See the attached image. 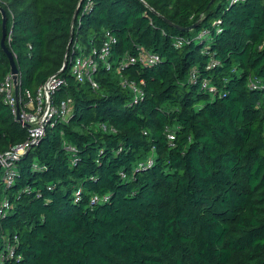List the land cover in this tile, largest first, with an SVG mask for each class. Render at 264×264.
Listing matches in <instances>:
<instances>
[{
    "label": "trees",
    "instance_id": "1",
    "mask_svg": "<svg viewBox=\"0 0 264 264\" xmlns=\"http://www.w3.org/2000/svg\"><path fill=\"white\" fill-rule=\"evenodd\" d=\"M211 1L0 0L21 91L35 94L66 64L54 103L73 108L18 162L14 186L0 185L11 201L0 264H264V0ZM161 16L200 23L178 30ZM107 31L118 43L94 90L72 68ZM2 38L0 12V86L11 72ZM140 49L161 62L120 70ZM122 77L144 82L143 102L131 105ZM27 138L0 93V153ZM8 243L15 256L2 262Z\"/></svg>",
    "mask_w": 264,
    "mask_h": 264
},
{
    "label": "built area",
    "instance_id": "2",
    "mask_svg": "<svg viewBox=\"0 0 264 264\" xmlns=\"http://www.w3.org/2000/svg\"><path fill=\"white\" fill-rule=\"evenodd\" d=\"M246 0H228L229 4L235 5L245 2ZM92 2L89 1L85 11L90 10ZM213 28L216 34L222 32L221 20H217L213 23ZM213 31L211 29H204L198 35L197 39L201 40V43H206L207 39H211ZM183 38L175 40V48H181L185 44ZM118 43L117 38L107 31L105 34V40L100 49H93L89 56H78L75 59L72 75L79 83H88L94 90L99 89V84L96 80V75L100 70V67H104L107 71L112 70V63L109 61L113 47ZM161 62L159 55L148 52L146 50H139V54L135 57L122 61L119 69L133 64H141L144 67H153ZM216 62H212L211 66ZM61 69L57 74L51 76L35 94L30 91H21V79L20 73L18 74V89L14 80V75L10 72L3 83L0 86V93L3 96L4 103L10 106L15 120L19 122L24 128L28 130L27 140L19 145L12 146L9 150L0 153V185H4L5 189H9L14 186L16 179L18 178V162L27 155L33 148L38 146L45 136L46 128L53 126L55 121H68L72 116V99L62 101L60 104L54 103L55 94L62 88L67 86L68 82L63 77ZM198 79L197 71H193L190 75L189 82L196 84ZM144 82H137L135 80L122 77L120 86L124 90H128L132 93L131 105L135 106L140 104L145 99V92L142 89ZM201 90L211 95L218 93V89L211 83L210 80L204 79L201 83ZM170 140H174L172 134L169 135ZM71 151L76 152L73 147L69 148ZM76 161V160H75ZM153 165V161L148 162V167ZM80 192L77 193V200H79ZM108 198H104L106 201ZM98 198L95 197L92 203H97ZM11 209V201L5 196L0 199V224L7 218ZM17 240V237H15ZM16 246L8 243L6 249L1 255V261L13 258L15 256Z\"/></svg>",
    "mask_w": 264,
    "mask_h": 264
},
{
    "label": "water",
    "instance_id": "3",
    "mask_svg": "<svg viewBox=\"0 0 264 264\" xmlns=\"http://www.w3.org/2000/svg\"><path fill=\"white\" fill-rule=\"evenodd\" d=\"M216 0H212L211 3H210V6L215 2ZM0 12L2 13L3 15V38L1 40V46H2V49L4 50V52L7 54L8 56V59H9V62H10V66H11V72L12 74L14 75V80H15V84H16V89H18V85H17V81H18V74H19V68L16 64V60H15V56L13 55V53L9 50V48L7 47L6 45V22H7V16H6V13L4 11L3 8L0 7ZM78 15V11H76L75 13V16H74V20L76 19ZM161 18L167 23L169 24L170 26L172 27H175L177 28L178 30H194L200 22L196 23L195 25H193L192 27L188 28V29H183L179 26H176L175 24H173L171 21H169L167 18L161 16ZM72 44V37L70 38L69 40V44H68V47H67V53L69 52L70 50V46ZM66 66V64L64 65V67ZM64 67L62 69H64ZM63 71V70H62Z\"/></svg>",
    "mask_w": 264,
    "mask_h": 264
},
{
    "label": "rangeland",
    "instance_id": "4",
    "mask_svg": "<svg viewBox=\"0 0 264 264\" xmlns=\"http://www.w3.org/2000/svg\"><path fill=\"white\" fill-rule=\"evenodd\" d=\"M209 41H210V40H209V39H207V40H206V44H209V43H210ZM6 240L9 242V240H10V237H9V235H7V236H6Z\"/></svg>",
    "mask_w": 264,
    "mask_h": 264
}]
</instances>
